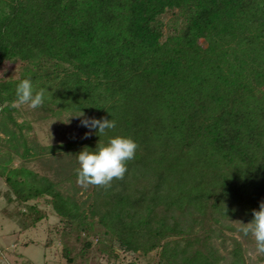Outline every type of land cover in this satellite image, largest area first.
I'll return each mask as SVG.
<instances>
[{"label":"trees","instance_id":"16d2710c","mask_svg":"<svg viewBox=\"0 0 264 264\" xmlns=\"http://www.w3.org/2000/svg\"><path fill=\"white\" fill-rule=\"evenodd\" d=\"M28 78L43 110L116 127L30 144ZM116 137L138 145L124 178L78 185L76 156ZM0 181L18 233L54 218L64 264H264L237 222L264 201V0H0Z\"/></svg>","mask_w":264,"mask_h":264},{"label":"rangeland","instance_id":"374dc122","mask_svg":"<svg viewBox=\"0 0 264 264\" xmlns=\"http://www.w3.org/2000/svg\"><path fill=\"white\" fill-rule=\"evenodd\" d=\"M2 72H4L6 76L17 75L15 67L6 68ZM79 115L80 114L62 113L59 116H55L49 111L43 110L41 107L32 109L27 105H22L18 107V111L13 116L18 124L29 126V128L25 126L22 133L30 144L36 141L43 146H48L67 143L70 140L84 139L85 133L90 130L81 126V119L92 117L87 115H84V117H77ZM55 162L56 161H54V163ZM30 167L39 173L47 171V166L39 163H35ZM4 189V185L0 181V192H3ZM5 207L10 211L13 210V205L7 206L4 199L0 198V253L2 255L0 264H25L26 261L31 262V264H64L54 247L51 249H44L41 245L46 241L48 227L55 222L54 218L51 217L48 221H42L34 228L23 233H18L19 227L13 220L1 214V210ZM25 241H32L34 243L28 245L20 244ZM120 259L122 261L115 264H129L132 257L123 256ZM110 263L113 262L107 263L106 258L93 255V257L84 264ZM75 264L83 263L76 261Z\"/></svg>","mask_w":264,"mask_h":264},{"label":"clouds","instance_id":"9594fccd","mask_svg":"<svg viewBox=\"0 0 264 264\" xmlns=\"http://www.w3.org/2000/svg\"><path fill=\"white\" fill-rule=\"evenodd\" d=\"M45 90L34 91L30 78L22 80L16 88V101L14 107L27 105L32 109L43 105ZM77 117H84V113ZM81 126L90 131L85 133L87 138L92 130L98 129L97 135L105 134L116 127L115 120L101 118H82ZM138 145L130 138L116 137L109 140L107 146H101L94 152L85 148L77 156L80 165L77 184L82 187L96 186L110 188L114 180H122L128 171L127 164L135 158ZM226 212V209H225ZM253 219L245 224L237 221L242 227L239 231L244 237L254 239V255H264V201L259 210L252 211Z\"/></svg>","mask_w":264,"mask_h":264}]
</instances>
